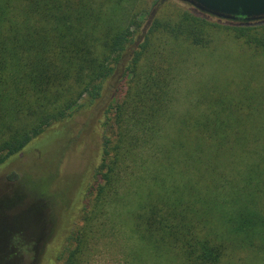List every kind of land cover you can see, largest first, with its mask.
I'll return each mask as SVG.
<instances>
[{"label": "trees", "instance_id": "trees-1", "mask_svg": "<svg viewBox=\"0 0 264 264\" xmlns=\"http://www.w3.org/2000/svg\"><path fill=\"white\" fill-rule=\"evenodd\" d=\"M178 3L0 0V166L100 105L86 137L97 163L46 244L56 264L119 240L123 264H264V103L238 88L174 113L169 48L224 34L264 56V20Z\"/></svg>", "mask_w": 264, "mask_h": 264}, {"label": "rangeland", "instance_id": "rangeland-1", "mask_svg": "<svg viewBox=\"0 0 264 264\" xmlns=\"http://www.w3.org/2000/svg\"><path fill=\"white\" fill-rule=\"evenodd\" d=\"M178 5L195 9L187 2ZM214 18L210 20L226 23ZM169 48L176 56L174 113L187 112L201 95L227 100L238 88L252 91L250 97L264 103V56L224 34L216 35L204 49L186 44ZM99 107L81 109L52 126L0 166V264H56L46 244L80 201L97 163L86 137ZM120 245V240L106 248L98 244L86 264H123Z\"/></svg>", "mask_w": 264, "mask_h": 264}, {"label": "water", "instance_id": "water-1", "mask_svg": "<svg viewBox=\"0 0 264 264\" xmlns=\"http://www.w3.org/2000/svg\"><path fill=\"white\" fill-rule=\"evenodd\" d=\"M196 10L220 19L264 20V0H185Z\"/></svg>", "mask_w": 264, "mask_h": 264}, {"label": "flooded vegetation", "instance_id": "flooded-vegetation-1", "mask_svg": "<svg viewBox=\"0 0 264 264\" xmlns=\"http://www.w3.org/2000/svg\"><path fill=\"white\" fill-rule=\"evenodd\" d=\"M37 238H38V236H37Z\"/></svg>", "mask_w": 264, "mask_h": 264}]
</instances>
